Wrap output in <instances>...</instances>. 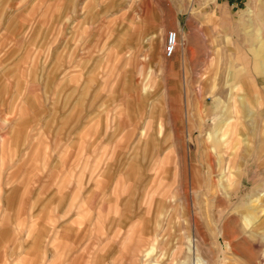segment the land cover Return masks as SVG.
<instances>
[{
	"label": "rangeland",
	"instance_id": "rangeland-1",
	"mask_svg": "<svg viewBox=\"0 0 264 264\" xmlns=\"http://www.w3.org/2000/svg\"><path fill=\"white\" fill-rule=\"evenodd\" d=\"M199 1L0 0V222L6 182L19 186L27 179L37 188V180L49 178L50 160L16 157V144L7 141L26 103L27 82L38 75L34 85L47 89L38 102L52 99L61 113L65 103L85 105L90 113L88 125L72 130L91 136L92 146L79 144L74 158L68 149L71 157L59 159L52 188L62 179L80 183L91 191H77V198L94 204L103 195V166L119 167L120 155H128L123 147L131 145L103 146V134L139 137L136 157L127 160L138 183L127 182L108 206L119 214L121 192H135V224H115L117 261L264 264V0H205L196 8ZM197 10L203 24L192 46L200 42L201 57L178 25ZM171 30L179 32V43L169 58L164 48ZM50 72L60 78L52 96L48 88L59 80L45 79ZM116 105L120 116L112 119ZM229 117L235 121L226 122ZM56 129L40 127L38 134ZM229 137L237 139L235 151ZM27 161L29 174L21 165ZM128 241L132 256L123 253Z\"/></svg>",
	"mask_w": 264,
	"mask_h": 264
},
{
	"label": "crops",
	"instance_id": "crops-1",
	"mask_svg": "<svg viewBox=\"0 0 264 264\" xmlns=\"http://www.w3.org/2000/svg\"><path fill=\"white\" fill-rule=\"evenodd\" d=\"M205 2V0H200L196 4V8H200ZM222 7L225 8L227 5L222 4ZM247 11L252 12V8L249 7ZM224 14L229 16V11L227 10L226 12L225 10ZM202 24L203 18L199 10L194 14H186L185 17L179 20L178 25L184 32L187 42L191 43V46L193 39H199L198 31L202 29ZM193 49V55H196V57L202 56L200 42L195 43ZM33 78L31 85H28L29 82H27L25 87L26 103L21 101V116L18 122L15 121L14 129L13 127L11 128V136L7 141L16 144L14 146L16 157L20 156L23 160L43 158L50 160L48 162L49 167L46 165V171L49 170V178L44 177L45 180H42V182L37 180L36 182H40L37 188H32L27 179L20 180V188L13 184L8 186L7 182L4 184L1 207L4 218L0 222L3 223V226H0L4 233L5 246L0 247V264H121L116 259V256L122 253L120 251L121 247L117 246L115 240H113L117 229L115 224H118L121 228H124V225H128V222L132 225L135 224V218L131 215L134 213L132 203L135 192L132 190L129 196L124 191L121 192L119 214L108 212V206L109 203L113 204V201H115L116 191L121 190L122 186L126 185L127 182H131V186L138 183V181L133 180L134 176L137 175V171L127 160L136 157L135 147L136 143L140 141L139 137L119 134H108L106 136L103 134V146L106 143L113 142H127L131 145L123 147L126 148L124 152L128 153L127 156L120 155L119 158L116 156L118 159L123 160L118 164L119 167L113 165L110 161L106 166H103V195L94 196L99 200L94 204L85 205L84 202H81L82 198H77V191L86 190V193L91 191L86 186L81 187L80 183L79 185L76 182H71L72 184H70L69 180L62 179V182L61 180L59 181V187L52 188L50 184L56 174L55 169L59 167V159L70 158L69 150L73 153L72 157L74 158L75 150L72 149L79 147V144H83L85 149L88 146H92L93 140L91 136L89 138L86 136L81 137L76 134V130H72L76 125H88L86 122H89L90 113H87L89 111H87L85 105L75 108L77 104L71 107L69 103H65L61 113V104H55L52 99H47L49 103L44 102L42 104L38 102L39 95H44L47 89L34 85L40 78L38 75ZM45 79L59 80V82L55 83V87L51 86L48 88L50 91H47L46 94L52 96L54 95V88L59 86L60 78L59 76H51L50 72L48 76H45ZM52 81L50 84H53ZM220 103L219 101L216 105L217 107L213 114H219ZM119 106L116 105L110 109L112 110V119L120 116L117 113L119 109L116 108ZM24 107L26 108L24 109ZM106 109L105 103H103V111ZM77 110L85 112L83 119L73 117L74 112ZM236 110L238 109L235 106ZM229 121L230 117L226 122L229 123ZM17 125L21 128L20 130L16 129ZM23 125L28 129L25 134L22 129ZM110 125L115 126L116 124L110 123ZM40 127H57V134L41 136L38 134V128ZM229 138L231 139H228L227 143L232 142L234 149V143L237 139ZM115 153L117 154L118 151ZM86 154L87 150L85 151ZM235 154L234 152L233 160ZM230 158L231 156L227 157L226 165L229 163ZM24 163L28 173L29 162H22L21 165H24ZM63 174L67 175V170ZM241 178L239 182H241ZM102 198L103 203L101 201ZM136 199L138 202L139 197H136ZM102 206L103 216L99 214ZM102 222L104 223L103 228L96 225ZM80 224L81 226H79ZM101 229L103 230L101 231ZM104 232H106L105 235H103ZM126 244L123 253L124 255H131L133 253V244L131 241ZM153 250L152 246L148 254L152 253Z\"/></svg>",
	"mask_w": 264,
	"mask_h": 264
},
{
	"label": "built area",
	"instance_id": "built-area-1",
	"mask_svg": "<svg viewBox=\"0 0 264 264\" xmlns=\"http://www.w3.org/2000/svg\"><path fill=\"white\" fill-rule=\"evenodd\" d=\"M178 42H179L178 31H176V30L169 31L167 38H166L165 48H164L165 55L167 57L173 56V54L176 51Z\"/></svg>",
	"mask_w": 264,
	"mask_h": 264
},
{
	"label": "bare ground",
	"instance_id": "bare-ground-1",
	"mask_svg": "<svg viewBox=\"0 0 264 264\" xmlns=\"http://www.w3.org/2000/svg\"><path fill=\"white\" fill-rule=\"evenodd\" d=\"M233 119H234L233 117H230V121H229V123H230L231 121H233ZM227 136H228V134H226V133L223 134V136L221 137V140H224ZM229 164H230L229 166H232V161H230ZM235 168H236V167H235Z\"/></svg>",
	"mask_w": 264,
	"mask_h": 264
}]
</instances>
